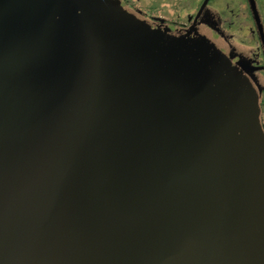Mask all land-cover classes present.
Returning <instances> with one entry per match:
<instances>
[{"label": "water", "instance_id": "water-1", "mask_svg": "<svg viewBox=\"0 0 264 264\" xmlns=\"http://www.w3.org/2000/svg\"><path fill=\"white\" fill-rule=\"evenodd\" d=\"M209 2L0 0V264H264V64Z\"/></svg>", "mask_w": 264, "mask_h": 264}, {"label": "rangeland", "instance_id": "rangeland-1", "mask_svg": "<svg viewBox=\"0 0 264 264\" xmlns=\"http://www.w3.org/2000/svg\"><path fill=\"white\" fill-rule=\"evenodd\" d=\"M203 0H129L155 17L172 21H186L194 17ZM264 21V0H259ZM205 17L231 42L237 52L253 61L264 64V56L256 34L247 0H212ZM264 87V72L258 74ZM264 123V93H263Z\"/></svg>", "mask_w": 264, "mask_h": 264}, {"label": "flooded vegetation", "instance_id": "flooded-vegetation-1", "mask_svg": "<svg viewBox=\"0 0 264 264\" xmlns=\"http://www.w3.org/2000/svg\"><path fill=\"white\" fill-rule=\"evenodd\" d=\"M125 1L127 2V4H128L131 8H133V9H139V10L143 11L149 19H152V20L164 19V20L166 21V23H169V24L174 25V26H180V27H189V26L191 25V23H192V22L194 21V19H195L196 14L198 13L199 9L201 8L202 3L204 2V0H203L202 3H201V5L199 6V8H198V10H197V13L195 14L194 17H191L190 19H186V21H172V20H169V19H167V18H165V17H155V16H152V15H150L146 10L142 9L141 7H138V6L135 5V4H132L131 2H129V0H125ZM211 2H212V0H210V2H209V4H208L207 8H208L209 5L211 4ZM207 8H206V10H207ZM206 10H205V12H206ZM205 12H204V13H205ZM203 17L206 19V17L204 16V14H203ZM218 31H219V30H218ZM219 32H220V31H219ZM221 35H222V34H221ZM222 36H223V38H224L225 40H227L229 43H231L226 37H224V35H222ZM232 44H233V43H232ZM263 93H264V92H263Z\"/></svg>", "mask_w": 264, "mask_h": 264}, {"label": "trees", "instance_id": "trees-1", "mask_svg": "<svg viewBox=\"0 0 264 264\" xmlns=\"http://www.w3.org/2000/svg\"><path fill=\"white\" fill-rule=\"evenodd\" d=\"M257 3H258V5H259V9H260V3H259V0H257ZM204 16H205V13H204ZM215 27V26H214ZM221 34H222V32H220ZM223 35V34H222ZM225 37V36H224ZM261 72H264V71H261ZM260 73V72H259ZM258 73V74H259ZM258 74H257V78H258ZM259 79V78H258Z\"/></svg>", "mask_w": 264, "mask_h": 264}]
</instances>
